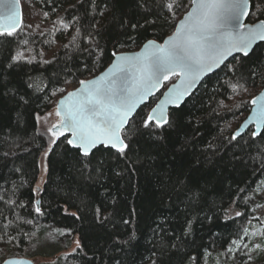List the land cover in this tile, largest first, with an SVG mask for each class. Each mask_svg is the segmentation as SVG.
<instances>
[{
	"label": "trees",
	"instance_id": "1",
	"mask_svg": "<svg viewBox=\"0 0 264 264\" xmlns=\"http://www.w3.org/2000/svg\"><path fill=\"white\" fill-rule=\"evenodd\" d=\"M168 2L21 0V30L0 36V264L13 257L205 264L208 256L244 264L242 257L230 260V250L259 201L264 132L231 137L264 89V44L206 79L170 111V127L143 126L163 93L151 99L122 134L129 146L123 156L102 147L84 157L67 136L50 146L38 131V116L104 72L116 55L171 36L192 4L174 0L169 11ZM251 6L248 22L264 20V0ZM17 52L24 61L15 62ZM45 153L46 180L37 193Z\"/></svg>",
	"mask_w": 264,
	"mask_h": 264
},
{
	"label": "snow or ice",
	"instance_id": "2",
	"mask_svg": "<svg viewBox=\"0 0 264 264\" xmlns=\"http://www.w3.org/2000/svg\"><path fill=\"white\" fill-rule=\"evenodd\" d=\"M17 3L18 0H9L0 9V36H14L21 27ZM248 3L249 0H191V11L162 44L150 40L139 53L116 56L107 73L97 80L80 81L82 87L59 102L56 115L60 122L48 129L54 137L52 143L67 132L71 134L67 144L79 149L84 157L98 145L115 149L123 156L129 146L122 133L135 109L161 87L162 81L178 77L179 84L164 94L143 121L145 128L170 127L169 105L179 109L197 83L229 56L241 53L247 57L257 41H264V20L252 26L242 23L248 14ZM165 6L172 11L176 5L172 0ZM14 60L24 61V54L17 52ZM251 104L255 106L251 120L256 128L251 135L256 137L264 131V93ZM239 136L237 131L231 139ZM36 212L40 213L39 207Z\"/></svg>",
	"mask_w": 264,
	"mask_h": 264
},
{
	"label": "rangeland",
	"instance_id": "3",
	"mask_svg": "<svg viewBox=\"0 0 264 264\" xmlns=\"http://www.w3.org/2000/svg\"><path fill=\"white\" fill-rule=\"evenodd\" d=\"M50 114V115H49ZM37 119L38 131L41 135L45 136L50 146L53 144L54 137L52 133L48 131L54 124L60 122L59 117L56 115V107L49 113L38 116ZM46 153L42 155L39 167L40 175L36 186V191L39 193L46 180V166H45ZM258 202L253 210V217L248 224V227L243 234L242 238L234 243L230 250V260L237 261L242 257L244 264L256 261L260 263L264 260V180L259 184L257 188ZM76 242V241H75ZM76 243H74L71 251L76 249ZM53 261V260H52ZM51 260L36 259L39 264H46L52 262ZM205 264H226L220 258L208 256Z\"/></svg>",
	"mask_w": 264,
	"mask_h": 264
},
{
	"label": "water",
	"instance_id": "4",
	"mask_svg": "<svg viewBox=\"0 0 264 264\" xmlns=\"http://www.w3.org/2000/svg\"><path fill=\"white\" fill-rule=\"evenodd\" d=\"M8 2H9V0H0V9H3V8L8 4ZM251 5H252V0H249V3H248V14L242 19V23L247 24V25H249V26L254 25V24H251V23L248 22V21H249L250 14H251V7H252ZM15 8H16V11L20 14V19H21V27H19V28L17 29V31H16V33H17L18 31L21 30V28H22V24H23V11H22L21 0H18V3L15 5ZM191 9H192V7H191ZM191 9L189 10V12L191 11ZM187 14H188V13H187ZM187 14H186V15H187ZM186 15H185V16H186ZM185 16H184V17H185ZM184 17H183L180 21H182V20L184 19ZM180 21L178 22V24L180 23ZM258 23H259V22H258ZM258 23H255V24H258ZM178 24H177V25H178ZM172 35H173V34H172ZM167 39H168V38H167ZM167 39H166V40H167ZM261 44H264V41H257V42L253 45V49L250 51V53H249V55H248L247 57H249V56L252 54V52L254 51V49H255L258 45H261ZM143 47H144V46H143ZM143 47H142L139 51H137V52H133V53H123V54L134 55V54H136V53L141 52L142 49H143ZM118 55H121V54H118ZM118 55H116V56H118ZM116 56L114 57L113 62L111 63V65H110V66H109L104 72H102L101 74H99V75H97L96 77H94V78H92V79H90V80H87V81L97 80V79H99L101 76H103L105 73H107L108 69H109V68H110V67L116 62ZM237 57H245V56H243V54H241V53H233L231 56H229L228 59L225 60L224 63H223L219 68L215 69L213 72H211V73H209L208 75L204 76V77H203V78L197 83V85H196V86L194 87V89L192 90L191 94L188 95V96H185V97H184V102H183V104L181 105V107H182V106H183L188 100H190V99L194 96V94L200 89V87L202 86V84L205 82L206 79H208V78L211 77L212 75H214V74H216L217 72H219L221 69H223V67H224L227 63H229L230 61H232L233 59H235V58H237ZM173 79H176V81H175L174 83H172V84H171V85L165 90V86L168 85V84H170V82H171ZM178 84H179V78H178V77H172V78H171L170 80H168V81H162L161 87H160L159 89H157L153 95L147 97L146 100H145L143 103H141V104L135 109V111H134L133 114H132V117H131L130 120L128 121V124L125 125V129H124V131L127 129L129 123L131 122V120H133V118L136 116V114L139 112V110H140L142 107L148 105L151 99L157 97L160 93H163L162 96H161V98H160L159 101L157 102V104H158L161 100L164 99V94H166V93L168 92V90H169L171 87H173V85H178ZM81 87H82V86H81V84H80V86H79L78 88H76V89H74V90L68 92L65 96H63L61 99H59V101L57 102L56 110H57L58 104H59V102H60L61 100L65 99V98L68 96L69 93L75 92L76 90L80 89ZM262 93H264V89H263V90H262L257 96L261 95ZM257 96H256V97H257ZM256 97H255V98H256ZM255 98H254V99H255ZM157 104H156V105H157ZM156 105H155V107H156ZM155 107H154V108H155ZM181 107H180V108H181ZM180 108H179V109H180ZM254 108H255V106L251 104V111H250L249 115L247 116V118L243 121V123H242V124L239 126V128L237 129V131H239V132L241 133V136L237 137V139L243 137V136H244L248 131H250L251 129H253V131L255 132V130H256V128H255V124H254V123L252 122V120H251V118L254 116ZM175 109H177V108H175V107L169 105V107H168V109H167V115H168V117H169V113H170V111H171V110H175ZM151 111H152V110H151ZM59 119H60V117H59ZM53 131H55V129H53ZM237 131H236V132H237ZM236 132H235V133H236ZM263 132H264V131H262V133H263ZM262 133H261V135H262ZM122 134H123V133H122ZM261 135H260V136H261ZM64 136H67L68 139H71V134H70V133L65 132V135H64ZM64 136H61L59 139H61V138L64 137ZM260 136H256L255 138H259ZM59 139H58V140H59ZM58 140H56V142H58ZM56 142H55V143H56ZM53 145H54V144H53ZM53 145H52V146H53ZM70 147L73 148V149L79 150V149L74 148V147H72V146H70ZM102 147H104V148H106V149H111V150H113V151H116L115 149H112V148H110V147H105V146H103V145H98L95 149L92 150V153H91L90 155H92L97 149L102 148ZM79 151H80V150H79ZM116 152H117V151H116ZM90 155H89V156H90ZM37 206L39 207V204H37ZM16 262H22V264H37V263L33 262V261L30 260V259H26V258H17V257L9 258V259H7L6 261H4L2 264H16Z\"/></svg>",
	"mask_w": 264,
	"mask_h": 264
}]
</instances>
